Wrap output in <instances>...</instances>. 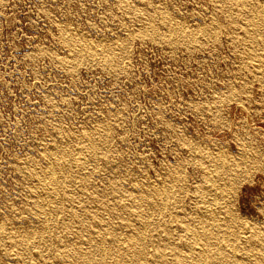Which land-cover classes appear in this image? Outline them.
I'll use <instances>...</instances> for the list:
<instances>
[{
    "label": "rangeland",
    "instance_id": "374dc122",
    "mask_svg": "<svg viewBox=\"0 0 264 264\" xmlns=\"http://www.w3.org/2000/svg\"><path fill=\"white\" fill-rule=\"evenodd\" d=\"M228 1L0 0V223L9 219L7 232L29 208L26 162L86 130L100 144L72 138L71 145L100 194L93 210L115 205L111 181L122 191L164 182L168 194L152 203L151 221L181 234L179 221L211 204L212 185L222 210L215 209L234 213L230 229L264 226V66L256 68L264 45H240L246 37L232 29ZM78 187L70 188L76 199Z\"/></svg>",
    "mask_w": 264,
    "mask_h": 264
},
{
    "label": "bare ground",
    "instance_id": "6f19581e",
    "mask_svg": "<svg viewBox=\"0 0 264 264\" xmlns=\"http://www.w3.org/2000/svg\"><path fill=\"white\" fill-rule=\"evenodd\" d=\"M224 10L232 29L246 37L240 45L245 43L247 48L258 40L264 45V0H231L225 3ZM248 39L252 42H247ZM248 54L257 57L250 51ZM105 57L108 63L115 62L113 54L107 50ZM257 59L260 63L256 68L259 69L264 66V60ZM98 128L105 130L104 125ZM95 134L86 130L75 137L65 136V147L55 152L45 151L42 161L26 162L23 172L30 181L26 217L10 232L5 229L9 219H4L6 224L5 221L0 223V245H4L9 257L6 264H264V226L230 229L226 222L233 221L234 213L227 210L225 204L224 211L215 209L221 207L216 200L217 190L212 185L210 190L215 196L210 198L211 204L195 208L194 217L180 220L181 234L174 233L165 222L151 221L155 210L152 203L168 194V185L164 182L159 187L134 183L122 191L111 181L115 205L109 207L106 204L93 210L102 200L92 189L89 174L83 172L86 161L81 160L79 149L72 147L71 140L94 147L101 142ZM206 158L215 161L214 157ZM71 163L76 164L77 172L71 171ZM218 174L211 175L212 182L218 180ZM75 183H79L77 199L70 190ZM196 190L211 194L201 187ZM79 193L83 197L80 198ZM122 195L127 198L126 202ZM149 225L153 227L148 229ZM180 240L185 243L178 244ZM166 242L170 243L167 249Z\"/></svg>",
    "mask_w": 264,
    "mask_h": 264
}]
</instances>
